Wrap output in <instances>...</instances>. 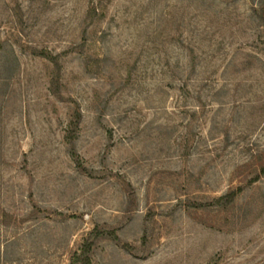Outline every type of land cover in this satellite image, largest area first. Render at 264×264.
I'll return each instance as SVG.
<instances>
[{"label": "rangeland", "instance_id": "obj_1", "mask_svg": "<svg viewBox=\"0 0 264 264\" xmlns=\"http://www.w3.org/2000/svg\"><path fill=\"white\" fill-rule=\"evenodd\" d=\"M261 20L0 0V264H264Z\"/></svg>", "mask_w": 264, "mask_h": 264}, {"label": "trees", "instance_id": "obj_2", "mask_svg": "<svg viewBox=\"0 0 264 264\" xmlns=\"http://www.w3.org/2000/svg\"><path fill=\"white\" fill-rule=\"evenodd\" d=\"M259 27L264 28L263 20H261ZM193 66H191V69H193ZM199 99H202V97L199 96ZM202 105H204V104H202ZM68 124H69L68 127H70L74 123L70 121ZM68 132L70 133V131H67V134H68ZM77 163H79V162H77ZM262 172H264V168L262 169ZM255 177H256L255 178V180H256L257 177H259V175H256ZM90 250H91V242H89L88 238H86L85 240H83L81 242V244L77 247V249L72 252V254L70 256L71 264H90V255H89Z\"/></svg>", "mask_w": 264, "mask_h": 264}]
</instances>
